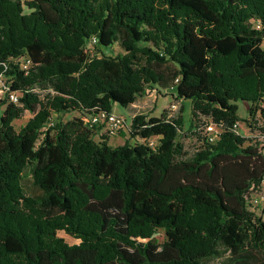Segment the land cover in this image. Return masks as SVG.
<instances>
[{
  "label": "trees",
  "instance_id": "1",
  "mask_svg": "<svg viewBox=\"0 0 264 264\" xmlns=\"http://www.w3.org/2000/svg\"><path fill=\"white\" fill-rule=\"evenodd\" d=\"M263 42L264 0H0V264H264V217L246 205L264 157L234 129L237 101L249 128L264 117ZM167 89L218 140L186 157L167 111L134 115L136 143L117 147L82 118L49 126Z\"/></svg>",
  "mask_w": 264,
  "mask_h": 264
},
{
  "label": "rangeland",
  "instance_id": "2",
  "mask_svg": "<svg viewBox=\"0 0 264 264\" xmlns=\"http://www.w3.org/2000/svg\"><path fill=\"white\" fill-rule=\"evenodd\" d=\"M26 1V0H22ZM262 47H264V42L262 43ZM106 55L115 56L116 54L121 53L118 46L114 45L110 49L103 50ZM4 80L0 82V100L4 98L5 91L3 89ZM174 104L175 109H170V106ZM237 106V116L239 118V122L236 128V134L248 139L247 143L250 142L252 144V137L250 130L248 129V106L249 104L237 101L235 102ZM264 107V102L260 103V108ZM4 107H0V115L3 111ZM163 111H167V115L172 118H176L178 116L182 117L183 125L182 129L179 133L177 141L182 144L184 148V152L186 153V157H190L193 155L196 150L201 146L202 140L204 136H214L215 131H208L204 128L199 130L190 129L191 121L193 122L191 111L192 105L190 100H180L176 98L175 91L173 89L161 90L160 92L152 91L147 92V94L137 100L133 109L123 108L118 104H114L112 107V112L115 116L121 118L124 122V127L119 128L114 135L107 136L109 141L108 143L112 147L121 146L125 143V141H129L128 130L131 124V119L134 115L144 114L149 117H160ZM87 114H79L77 112L70 114H60L58 116L53 115L49 126H51L55 122H66L72 118H82L84 121L88 120ZM31 117L29 113H24V116L20 120H16L13 122V126L15 130H18L20 126L26 123V121ZM197 124V123H196ZM200 126V124H197ZM100 128L94 129L93 138L95 141H99ZM136 143V140H130V144ZM22 187L26 193V195L31 197L40 196V191L33 186L32 179L30 177V166L25 170L22 176L21 181ZM248 201L246 203L248 210L255 214L256 217H264V185H260L250 192ZM58 236L63 238L65 242L69 245L78 244L79 241L75 240L63 232H58ZM159 242H162L164 239L163 231L159 230L155 236ZM222 259L213 260L212 264H220Z\"/></svg>",
  "mask_w": 264,
  "mask_h": 264
},
{
  "label": "built area",
  "instance_id": "3",
  "mask_svg": "<svg viewBox=\"0 0 264 264\" xmlns=\"http://www.w3.org/2000/svg\"><path fill=\"white\" fill-rule=\"evenodd\" d=\"M259 28V26H257ZM94 42V40H93ZM29 60H24L21 62V69L26 71L29 66ZM4 91L6 92V88L3 87ZM9 101L12 103L17 104L18 103V95L16 93H9L8 95ZM170 109H175V105L172 104L170 106ZM258 121V122H257ZM89 128L91 129H98L100 135H107L112 136L115 134V132L121 128L124 127V122L121 118L115 116L113 113H107V112H96L92 113L88 116V120L85 121ZM254 124H252V127L248 129L250 130L251 137H252V145L256 147L259 150V153L264 157V117H256ZM237 125H234V129L236 130ZM207 126V125H206ZM206 130L208 131H215L216 134L214 136H205L206 139L209 142H214L218 140L221 130L218 126L213 125L212 123H208V127H206ZM155 139H151L149 141V145H154Z\"/></svg>",
  "mask_w": 264,
  "mask_h": 264
},
{
  "label": "crops",
  "instance_id": "4",
  "mask_svg": "<svg viewBox=\"0 0 264 264\" xmlns=\"http://www.w3.org/2000/svg\"><path fill=\"white\" fill-rule=\"evenodd\" d=\"M134 105H135V104H134ZM134 105H133V106H134ZM133 106H131V109H133ZM108 141H109V139H108ZM109 145H110V144H109Z\"/></svg>",
  "mask_w": 264,
  "mask_h": 264
}]
</instances>
